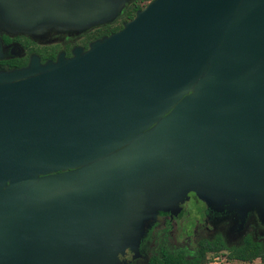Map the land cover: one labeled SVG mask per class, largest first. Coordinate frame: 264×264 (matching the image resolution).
Returning <instances> with one entry per match:
<instances>
[{"label":"water","instance_id":"95a60500","mask_svg":"<svg viewBox=\"0 0 264 264\" xmlns=\"http://www.w3.org/2000/svg\"><path fill=\"white\" fill-rule=\"evenodd\" d=\"M132 0H0V30L80 34ZM193 193L264 223V0H151L0 70V264H125Z\"/></svg>","mask_w":264,"mask_h":264},{"label":"flooded vegetation","instance_id":"af4514ba","mask_svg":"<svg viewBox=\"0 0 264 264\" xmlns=\"http://www.w3.org/2000/svg\"><path fill=\"white\" fill-rule=\"evenodd\" d=\"M131 19L122 21L117 31L122 28L123 23ZM94 28L80 34L48 30L36 36L0 30V70L23 68L32 57L38 58L41 63L55 61L61 54L70 58L72 50L77 47L86 51L89 43L99 39L89 40L85 35ZM247 242L260 246L261 252L264 251V223L259 221L254 212L248 213L242 219L234 211L209 208L193 193H189L188 199L180 205L178 212H160L156 220L150 223L140 241L138 257L133 258V254L126 251L120 260L125 264H147L154 250L158 249V253L163 254L180 250L187 258H191L198 251L207 255L209 264L214 261L238 264L229 257L237 249L244 248ZM260 261V258L253 260L255 263Z\"/></svg>","mask_w":264,"mask_h":264},{"label":"trees","instance_id":"16d2710c","mask_svg":"<svg viewBox=\"0 0 264 264\" xmlns=\"http://www.w3.org/2000/svg\"><path fill=\"white\" fill-rule=\"evenodd\" d=\"M149 1L151 0H133L126 5L118 19L113 23L90 30L85 34L86 37L93 40L115 33L121 27L122 21L131 19L134 13L142 9ZM158 252V249L154 250L147 264H209L210 262L205 253L198 251L191 258H187L180 250L169 251L166 254ZM229 258L236 260L238 264H264V251L261 252L260 246L247 242L244 248L237 249ZM255 258H260L261 261L255 263L253 262Z\"/></svg>","mask_w":264,"mask_h":264},{"label":"rangeland","instance_id":"374dc122","mask_svg":"<svg viewBox=\"0 0 264 264\" xmlns=\"http://www.w3.org/2000/svg\"><path fill=\"white\" fill-rule=\"evenodd\" d=\"M146 4V3H145ZM81 40L79 39L78 42H80ZM215 262V263H214ZM213 263L210 264H225L224 262L221 261H214Z\"/></svg>","mask_w":264,"mask_h":264}]
</instances>
